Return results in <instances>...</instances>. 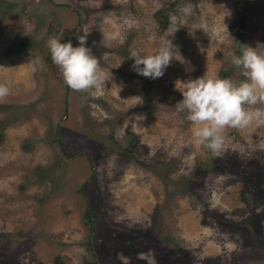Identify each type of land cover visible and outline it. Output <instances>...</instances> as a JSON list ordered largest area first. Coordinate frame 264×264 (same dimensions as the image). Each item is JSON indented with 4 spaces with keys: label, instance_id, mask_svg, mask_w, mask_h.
Returning <instances> with one entry per match:
<instances>
[{
    "label": "rangeland",
    "instance_id": "374dc122",
    "mask_svg": "<svg viewBox=\"0 0 264 264\" xmlns=\"http://www.w3.org/2000/svg\"><path fill=\"white\" fill-rule=\"evenodd\" d=\"M163 6L0 0V264H264V125L225 129L214 155L176 108L177 81L244 79L227 53L240 55L241 20V46L264 53V0H178L174 34L152 17ZM81 36L103 70L86 92L66 87L47 47ZM164 39V75L133 71L131 53Z\"/></svg>",
    "mask_w": 264,
    "mask_h": 264
},
{
    "label": "clouds",
    "instance_id": "9594fccd",
    "mask_svg": "<svg viewBox=\"0 0 264 264\" xmlns=\"http://www.w3.org/2000/svg\"><path fill=\"white\" fill-rule=\"evenodd\" d=\"M176 22L177 18L171 16L169 30L173 34L179 29L172 27ZM78 40L79 46L74 47L71 41L63 43L58 37H49L47 47L64 83L73 91L86 92L100 87L103 70L99 59L85 46L86 38L81 36ZM174 49L171 39H164L152 54L141 55L133 51L132 70L146 78H161L173 61ZM227 56L241 69L244 79L237 82L205 74L186 82H176L183 97L176 105L177 110L187 113L193 139L214 155H218L224 145L225 129L264 125V53L258 52L257 47L243 45L240 55L231 51ZM9 94V87L0 83V100Z\"/></svg>",
    "mask_w": 264,
    "mask_h": 264
},
{
    "label": "trees",
    "instance_id": "16d2710c",
    "mask_svg": "<svg viewBox=\"0 0 264 264\" xmlns=\"http://www.w3.org/2000/svg\"><path fill=\"white\" fill-rule=\"evenodd\" d=\"M178 0H163V2H165L168 6H175V4L177 3ZM168 6H163L161 8L156 9L153 14L152 17L154 19V22L156 24V26L158 28H162V29H166L170 27V10L168 9ZM77 27V26H76ZM242 27H243V20H241V24L238 27V36H239V40H238V46L236 51L238 52L241 46V42H240V34L242 31ZM49 59V58H48ZM227 72H223V75H227ZM67 88H69L66 85ZM2 135L0 134V140H1ZM217 164L219 166L222 167L223 171H229V172H236L237 171V166L233 163H229L226 160L219 158ZM239 173V172H236ZM79 191H81L83 193V187L79 188ZM243 200L247 203L250 204V200L248 198V196H246V193H243L242 195ZM84 223L86 225H89L90 230L92 231L93 229V223H92V218H91V214H90V209L88 208L85 212L84 215Z\"/></svg>",
    "mask_w": 264,
    "mask_h": 264
}]
</instances>
